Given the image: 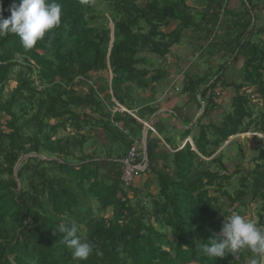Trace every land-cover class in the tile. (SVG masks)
Returning a JSON list of instances; mask_svg holds the SVG:
<instances>
[{"label": "trees", "instance_id": "trees-1", "mask_svg": "<svg viewBox=\"0 0 264 264\" xmlns=\"http://www.w3.org/2000/svg\"><path fill=\"white\" fill-rule=\"evenodd\" d=\"M56 2L61 23L34 48L0 37V264H252L247 250L209 259L200 243L238 207L264 231V144L253 167L231 160L230 171L223 160L230 137L264 134L262 8L250 0L237 13L222 0ZM11 4L0 0L4 18ZM185 37L202 58L223 63L183 73L182 92L201 108L180 135L192 145L146 134V167L129 197L120 159L141 146L140 120L159 108L139 92L167 81L171 48ZM237 61L240 81L225 80ZM228 88L230 108L211 117ZM116 102L135 117L111 110ZM61 224H75L93 246L87 260H73Z\"/></svg>", "mask_w": 264, "mask_h": 264}, {"label": "clouds", "instance_id": "clouds-1", "mask_svg": "<svg viewBox=\"0 0 264 264\" xmlns=\"http://www.w3.org/2000/svg\"><path fill=\"white\" fill-rule=\"evenodd\" d=\"M8 11L10 15L4 18L3 9L0 6V37L9 34L16 35L26 50L34 48L38 41L44 39L46 33L61 23L62 7L56 0H12ZM125 112L132 113L129 110ZM132 115L135 117L133 113ZM140 122L145 131H143L138 153L140 154V150L142 151L143 162L144 160L146 162L145 136L148 130L154 131V129L151 122L147 123L142 120ZM142 171H137L134 179L125 185L121 179V164L120 179L124 188H128L140 178L138 175ZM222 210L225 212L224 209ZM58 231L63 234V242L72 250L73 260L84 261L92 254L93 246L89 242L81 240L75 224L71 226L61 224ZM200 248L204 256L214 260L223 258L229 253L236 257L241 250H247L252 254V264H264V231L253 220L239 213H232L225 216L220 233L214 234L207 242L200 243Z\"/></svg>", "mask_w": 264, "mask_h": 264}, {"label": "rangeland", "instance_id": "rangeland-1", "mask_svg": "<svg viewBox=\"0 0 264 264\" xmlns=\"http://www.w3.org/2000/svg\"><path fill=\"white\" fill-rule=\"evenodd\" d=\"M93 1V0H92ZM193 0H188V3L192 4ZM199 8V7H198ZM193 8L194 13H196V11L201 10V8ZM197 15V14H196ZM196 17H199V15H197ZM197 38L194 39V41ZM192 39H190L189 37H185L179 44L174 45L171 48V58L169 59L172 65V70L170 71V74L173 76H175L178 80V82L175 84V88L174 91L178 92V95H184L185 93L182 92V80H183V73H201L202 69H205L207 67V63H209V65H213L210 61V58H207L208 56H206L205 58L200 55L199 52H194V50L196 51V49H194L196 46L191 42ZM197 44V43H196ZM206 59V62H204ZM214 65L216 66V64H222L223 63V59L219 56V57H214ZM213 65V66H214ZM164 67V66H163ZM215 68V67H213ZM241 61H237L236 63H232L229 64V66L224 70V78L227 81L233 80V81H240L241 78ZM170 75V76H171ZM179 81L181 82V85L179 83ZM14 85L13 81H10L5 90H9L12 86ZM170 90H160L159 93L157 94V99L161 101L164 100V98L166 97V95L168 94ZM233 92L231 90V88H228L226 90L221 91L220 95H219V99L217 100V102L222 106L219 107L215 112L211 113V117H215L216 114L222 112V110H228L229 107V103H230V97L232 96ZM172 95H175V93H172ZM155 98V97H154ZM155 102V101H154ZM258 104L261 105V102L258 101ZM181 109V106L176 104L175 105V115H177L176 113H178ZM111 110H115V108H111ZM200 113V111H199ZM180 114V113H178ZM173 118L174 115H173ZM158 121H160L161 124H166L171 126V121H173L174 119H170L167 118L165 116H158V118L156 119ZM148 123V122H147ZM190 122L187 123V121H185V123H179L180 127L186 128L190 126ZM156 125V124H155ZM156 131L157 134H159L160 137L158 138H165L167 139V134L170 131H173L174 129L171 127H158L156 125V127H153ZM182 128V129H183ZM145 131V130H144ZM60 134H62V131H60ZM191 136H188L185 140L181 141L180 136L178 141L181 142L180 146L184 145V143L187 141L189 143V141L191 140L190 138ZM257 137V138H256ZM229 141H232V143L228 146L227 149H224V156H223V160L224 162L228 165V168L230 171H232L234 169L232 163L230 162L231 160H236L239 161L242 164V167H253L254 163L250 162V158L256 154V148L258 146H260L262 143L264 144V134H256L254 135V132L249 131L246 134H240V135H236L233 137H230ZM226 142V143H227ZM164 143V142H162ZM225 143V144H226ZM223 144V146L225 145ZM222 146V147H223ZM239 151H241V154H243V157L240 158L239 156ZM115 155H118L117 152H114ZM114 156V155H113ZM231 181V186L229 187V192L232 193L233 190L235 188H237V181H236V175H233L230 179ZM135 186H140L141 181L140 178H138L137 180H135L134 182ZM129 188V187H128ZM128 188H125V191L127 192L129 197H132V192L130 190H128ZM222 200H225V198H221ZM149 200V197H148ZM93 210L96 212V207H95V203L93 202ZM233 210V209H231ZM241 211V213H247L244 214V217L251 219L249 216L250 211L249 208H243V207H238L235 209V211H231L230 213H236V211ZM103 215H105V213H102ZM106 216V215H105ZM252 217V216H251Z\"/></svg>", "mask_w": 264, "mask_h": 264}, {"label": "crops", "instance_id": "crops-1", "mask_svg": "<svg viewBox=\"0 0 264 264\" xmlns=\"http://www.w3.org/2000/svg\"><path fill=\"white\" fill-rule=\"evenodd\" d=\"M250 2L252 5H256V9H258L259 11H261L262 6L264 5V3H262V0H250ZM243 3H244V0H222V4L225 7H227L228 9L232 10L233 13H237L239 11H242ZM263 24H264V19H257L255 21V25H257V26H261ZM195 53H196V51H195ZM177 80L178 79L175 76L171 75L165 83L162 82L163 84L159 83V84H155V85L151 86L153 88H157V91L154 94H153V92H151L150 89L139 92L141 99L143 100L144 104H155L159 107L158 110L154 114H152V116L149 117V119H147V121H145V122H151L154 117H155V119H157L158 116H160V115L165 116V117L170 118V119L171 118L174 119L173 121H171V126H169L167 124L165 126V124H161L160 121H158V120H156V122H155L158 127L159 126L160 127H171L174 129L173 131H170L167 134V138L172 140V142H174V143L179 142L178 141L179 136L181 135L183 129H185L183 127H180L179 123H185V121H187V123L188 122L193 123L195 121V119L198 117L199 111H201V108L199 109L196 106V104L193 102V100L188 97L187 94L178 95L177 93H179V91L178 92L174 91V89H176L175 84L178 82ZM179 83L181 85L180 81H179ZM165 89L170 90V91L168 92V94L166 95L164 100L160 102V100L156 98L157 94L159 93L160 90H165ZM172 93H175V95H172ZM116 103H115V105H116ZM176 104L181 106V109L178 112L180 114L176 113L177 115L174 114L177 111V110L175 111V105ZM119 105H121V104H119ZM173 115L175 118H173ZM143 131H144V129H143ZM146 133L151 138L160 137L159 134L156 133L155 129H154V131L148 130ZM162 142H164V141L162 140ZM189 143L191 144L192 140H190ZM109 159H112V158H109ZM115 159H118V158L115 157Z\"/></svg>", "mask_w": 264, "mask_h": 264}, {"label": "built area", "instance_id": "built-area-1", "mask_svg": "<svg viewBox=\"0 0 264 264\" xmlns=\"http://www.w3.org/2000/svg\"><path fill=\"white\" fill-rule=\"evenodd\" d=\"M262 13L264 15V6L262 7ZM114 111L125 112L126 109L116 103ZM138 155V149L134 145H132L128 150L127 154L120 159V162L122 164L121 179L123 180L125 185L129 184L134 179V176L137 171H142L146 166L145 160L142 163L135 162Z\"/></svg>", "mask_w": 264, "mask_h": 264}]
</instances>
